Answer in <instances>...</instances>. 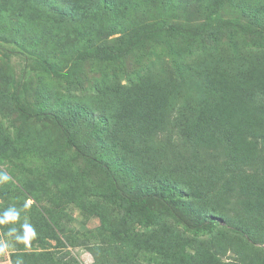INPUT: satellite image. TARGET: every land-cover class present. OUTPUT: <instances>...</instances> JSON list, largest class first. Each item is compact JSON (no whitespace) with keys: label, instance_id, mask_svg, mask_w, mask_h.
Instances as JSON below:
<instances>
[{"label":"trees","instance_id":"trees-1","mask_svg":"<svg viewBox=\"0 0 264 264\" xmlns=\"http://www.w3.org/2000/svg\"><path fill=\"white\" fill-rule=\"evenodd\" d=\"M133 1L153 18L129 10L123 27L129 0H0V39L40 58L52 81L37 88L35 110L12 96L23 118L42 124L29 153L0 142V166L29 160L31 177L0 169L10 264H79L59 252L82 246L91 264H264L261 2L210 0L201 20L186 23L163 17L178 0ZM229 6L247 20L223 17ZM112 31L119 41L96 39ZM154 44L169 58L146 61ZM50 128L58 135L46 142ZM65 151L73 160L62 166ZM42 199L102 216L100 225L66 229L71 216Z\"/></svg>","mask_w":264,"mask_h":264},{"label":"rangeland","instance_id":"rangeland-1","mask_svg":"<svg viewBox=\"0 0 264 264\" xmlns=\"http://www.w3.org/2000/svg\"><path fill=\"white\" fill-rule=\"evenodd\" d=\"M261 2L259 5L260 8L264 10V0H256ZM210 2V0H178V8L173 9L172 12H166L164 19L172 20V21H180L186 23H194L202 19V14L200 13L201 5L203 3ZM230 2V1H229ZM122 3L121 5H123ZM124 7V6H123ZM150 7V6H147ZM145 3H137L136 1L129 0L127 7V11L122 12V20L118 21L123 27H127L130 25L131 14L129 10L138 11L139 20H143L148 22L153 18L152 13H147V8ZM180 9V10H178ZM221 15L225 18L232 17H240L235 8L229 6L225 7L221 11ZM242 21L247 20V17L241 13ZM121 34L118 32L112 31L109 35L96 36V39H100L101 42L111 41H119L121 38ZM224 44L226 40L224 39ZM223 44V45H224ZM148 53L146 61H159L162 59H168L169 57L163 54L162 48L160 44H154L150 49L146 50ZM126 68L124 67V74H120V80L125 81V78L129 76L130 73L134 71V67H136V61L129 60L126 64ZM52 81L50 77L46 75L40 64V58L30 55L28 52L21 49L15 43L10 40H1L0 39V142L7 141L9 143H13V147L16 151H20L21 153H29L30 145H33L32 132L35 127L42 126V124L38 121H29L23 118L18 111L15 109L12 101L13 95H18L20 101L26 106L29 110H35L39 104H41V97L37 92V88H41L43 86L50 85ZM125 83V82H124ZM87 84H85V87ZM52 94L56 92L65 93L63 87H54L52 89ZM45 123V122H43ZM47 126V125H44ZM58 132L53 131L51 128L48 131V135L46 136V142H49V138L54 141L57 137ZM61 141V140H60ZM26 159V158H25ZM64 166L66 161L73 160L72 151H65V156L63 157ZM68 165V164H66ZM83 164L80 163V166ZM80 166H77V170H80ZM12 169L13 165H8V168L5 166H0V169L6 172V174L10 177L9 171L7 169ZM24 170V172H21ZM15 179L20 180H29L31 177L29 176V160L26 161L24 166H20L19 169L16 168L14 170ZM12 178V177H11ZM14 178V177H13ZM15 179H13L14 182ZM53 185H51V188ZM51 203L48 202L47 199H42L40 203L52 209L54 212L58 210L65 211L69 216H71V221L67 223L64 219L63 224L66 225L67 228L75 229L76 233H89L96 229L101 222L102 216L99 215H85L78 208H76L72 204H60L58 199H52ZM3 200L0 199V203ZM33 201L28 199L26 201L27 205L32 204ZM98 203V202H97ZM18 205L16 210L13 208V212H18L20 209ZM115 210L108 211V216L113 215ZM91 238V237H89ZM86 238H80V242H85ZM93 239L91 238L88 243H92ZM51 245L54 242H50ZM6 241L3 237H0V264H10L5 263L9 260V253L6 252ZM258 248L264 249V244L258 245ZM63 255L66 259L74 258L79 264H91L93 262V251L92 248L87 246L82 247H73L68 248L67 250H60L59 255ZM233 253L229 252L226 254L224 258L225 261L233 259Z\"/></svg>","mask_w":264,"mask_h":264},{"label":"clouds","instance_id":"clouds-1","mask_svg":"<svg viewBox=\"0 0 264 264\" xmlns=\"http://www.w3.org/2000/svg\"><path fill=\"white\" fill-rule=\"evenodd\" d=\"M4 179H7V177H4ZM13 231H14V230H13ZM34 234H35V233H34V231H33V235H34ZM19 239H21V238H18V240H19Z\"/></svg>","mask_w":264,"mask_h":264},{"label":"crops","instance_id":"crops-1","mask_svg":"<svg viewBox=\"0 0 264 264\" xmlns=\"http://www.w3.org/2000/svg\"><path fill=\"white\" fill-rule=\"evenodd\" d=\"M6 252H7V250H6ZM8 253V252H7ZM5 263H10V261L9 260H7V262H5Z\"/></svg>","mask_w":264,"mask_h":264}]
</instances>
